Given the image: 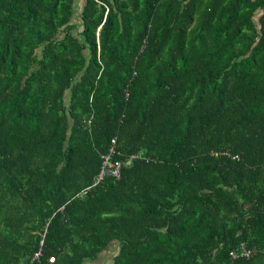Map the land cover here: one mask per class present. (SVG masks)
I'll return each mask as SVG.
<instances>
[{
    "label": "trees",
    "instance_id": "obj_1",
    "mask_svg": "<svg viewBox=\"0 0 264 264\" xmlns=\"http://www.w3.org/2000/svg\"><path fill=\"white\" fill-rule=\"evenodd\" d=\"M110 247L264 264V0H0V264Z\"/></svg>",
    "mask_w": 264,
    "mask_h": 264
},
{
    "label": "built area",
    "instance_id": "obj_2",
    "mask_svg": "<svg viewBox=\"0 0 264 264\" xmlns=\"http://www.w3.org/2000/svg\"><path fill=\"white\" fill-rule=\"evenodd\" d=\"M111 143H112V145H111V148L109 150L110 152L104 156V161H103L101 170L95 179V183L99 182L105 174H109V175L116 176V177H119V175H120V167H121L122 163L120 161H117V160L113 161L111 158V155L114 152L115 139H112ZM237 256L238 255L236 254V252L232 253L233 258H237ZM239 256L248 257L249 251L241 250L239 252Z\"/></svg>",
    "mask_w": 264,
    "mask_h": 264
},
{
    "label": "clouds",
    "instance_id": "obj_3",
    "mask_svg": "<svg viewBox=\"0 0 264 264\" xmlns=\"http://www.w3.org/2000/svg\"><path fill=\"white\" fill-rule=\"evenodd\" d=\"M112 140V139H111ZM111 145H112V143H111ZM110 148H111V146H110ZM110 148H109V150H110ZM110 152V151H109ZM108 152V153H109ZM108 153H106L105 155H107ZM114 153V152H113ZM105 155H103L102 156V163H101V167H102V164H103V161H104V156ZM112 156H113V154L111 155V158H112ZM131 157H134V156H131ZM112 160L113 161H116V159H113L112 158ZM117 161H120L121 163H122V165H121V167H120V172H121V168L124 166V163H127L128 165L129 164H131L133 161H132V158H128L126 161H122V160H117ZM101 170V169H100ZM100 172V171H99ZM99 174V173H98ZM98 176V175H97ZM105 176H112V175H109V174H105L103 177H102V179L105 177ZM101 179V180H102ZM97 183V182H96ZM95 182L93 183V185H95L96 184ZM40 254L39 253H36V254H34L33 255V257H38ZM101 258V257H100ZM53 259H54V257H51L50 258V261H53ZM105 259V258H104ZM104 259H102V262H104ZM100 261V260H99Z\"/></svg>",
    "mask_w": 264,
    "mask_h": 264
},
{
    "label": "rangeland",
    "instance_id": "obj_4",
    "mask_svg": "<svg viewBox=\"0 0 264 264\" xmlns=\"http://www.w3.org/2000/svg\"><path fill=\"white\" fill-rule=\"evenodd\" d=\"M79 4L81 5L82 4V1L79 2ZM113 252V248H109L107 251H105L102 255H101V260L97 263V264H100V262H102V259H107L111 253Z\"/></svg>",
    "mask_w": 264,
    "mask_h": 264
},
{
    "label": "bare ground",
    "instance_id": "obj_5",
    "mask_svg": "<svg viewBox=\"0 0 264 264\" xmlns=\"http://www.w3.org/2000/svg\"><path fill=\"white\" fill-rule=\"evenodd\" d=\"M229 13V12H228ZM216 36V35H215Z\"/></svg>",
    "mask_w": 264,
    "mask_h": 264
}]
</instances>
